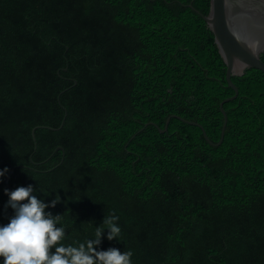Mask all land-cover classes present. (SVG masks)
<instances>
[{"label": "trees", "instance_id": "trees-1", "mask_svg": "<svg viewBox=\"0 0 264 264\" xmlns=\"http://www.w3.org/2000/svg\"><path fill=\"white\" fill-rule=\"evenodd\" d=\"M210 6L0 0V171L15 166L11 187L46 204L59 195L46 211L62 216L64 245L115 213L121 234L105 230L97 251H131L132 264H264V73L232 78L220 146L177 118L160 132L178 116L220 140L235 92ZM5 176L0 226L13 217Z\"/></svg>", "mask_w": 264, "mask_h": 264}, {"label": "clouds", "instance_id": "clouds-1", "mask_svg": "<svg viewBox=\"0 0 264 264\" xmlns=\"http://www.w3.org/2000/svg\"><path fill=\"white\" fill-rule=\"evenodd\" d=\"M8 171L7 168L0 171V182ZM34 191L31 185L5 190L9 197L6 207L13 209L15 214L9 223L0 226L3 264H132L131 251L122 253L116 248L97 251L105 230H108L109 241L117 240L121 234L117 224L119 217L115 213L105 216L102 226L95 230L94 239L78 246H66L62 243L65 229L57 226L62 216L46 211L61 202L59 195L51 204H46L33 195Z\"/></svg>", "mask_w": 264, "mask_h": 264}, {"label": "water", "instance_id": "water-1", "mask_svg": "<svg viewBox=\"0 0 264 264\" xmlns=\"http://www.w3.org/2000/svg\"><path fill=\"white\" fill-rule=\"evenodd\" d=\"M203 19L214 35L218 52L227 67L226 78L228 85L235 92L232 97L220 103V110L224 117L220 140L217 144H213L208 139L201 125L186 121L178 116L169 117L165 128L160 130V132L167 131L171 118H177L200 127L204 137L211 145L220 146L223 143L228 123L224 104L235 100L239 94V90L233 83L232 78L242 77L249 69H256L264 73V62L261 60L264 54V0H211L210 12L207 16H203ZM34 132L35 129L32 131V136L36 150L37 145ZM57 150L63 152L62 160H64V148L58 147ZM15 168V166H11L5 176V185L9 191L15 190L9 183ZM14 214L13 210V216Z\"/></svg>", "mask_w": 264, "mask_h": 264}]
</instances>
